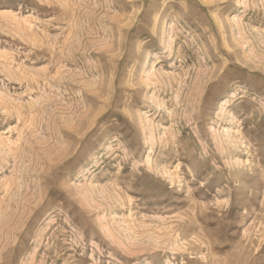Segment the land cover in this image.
Masks as SVG:
<instances>
[{
    "label": "rangeland",
    "instance_id": "obj_1",
    "mask_svg": "<svg viewBox=\"0 0 264 264\" xmlns=\"http://www.w3.org/2000/svg\"><path fill=\"white\" fill-rule=\"evenodd\" d=\"M0 264H264V0H0Z\"/></svg>",
    "mask_w": 264,
    "mask_h": 264
}]
</instances>
